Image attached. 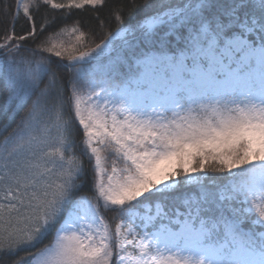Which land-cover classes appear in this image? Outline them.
I'll return each instance as SVG.
<instances>
[{"label":"snow or ice","instance_id":"1","mask_svg":"<svg viewBox=\"0 0 264 264\" xmlns=\"http://www.w3.org/2000/svg\"><path fill=\"white\" fill-rule=\"evenodd\" d=\"M104 4L0 0V264H264V0L38 38L42 7Z\"/></svg>","mask_w":264,"mask_h":264},{"label":"trees","instance_id":"2","mask_svg":"<svg viewBox=\"0 0 264 264\" xmlns=\"http://www.w3.org/2000/svg\"><path fill=\"white\" fill-rule=\"evenodd\" d=\"M6 3L13 4L14 0H5ZM67 2V0H65ZM139 4L150 3L152 0H137ZM131 0H105V4L103 7H97L96 9H92L91 7H86L83 10H72L71 15H66L67 10H57L49 7H42L40 12L35 15V22L37 26V30L39 32L40 24L43 22L45 18L48 20H52L54 17L56 18V23L52 25L47 31L39 36V39H43L48 36L50 33H54L60 27H62L65 23L71 25L75 20L79 19L81 21V25L85 31L91 32L93 34V39L95 43H100V41L105 37L106 33L114 32L117 23L115 21L114 14L118 10H122L125 18L127 19L128 6L130 5ZM139 12V9L137 10ZM142 18L141 15H137V19ZM103 22V24H101ZM10 25L7 22L0 23V35H3L4 31L7 30ZM22 27L24 31L30 30V26L27 25L23 18H21L15 25V32L17 34H24L22 31ZM63 39L67 40V37H63ZM27 47H34L31 39L27 42ZM25 55H28V52H24ZM115 55V54H114ZM107 58H105L102 63L106 64ZM121 74L127 72V68L120 69ZM4 98L0 96V105H3ZM77 155H79V149L76 150ZM113 214H106V219H111ZM113 228L115 226V222L113 221ZM25 253L23 251L19 252V256H23ZM17 257H12V259H16ZM6 264H11V261H6Z\"/></svg>","mask_w":264,"mask_h":264},{"label":"rangeland","instance_id":"3","mask_svg":"<svg viewBox=\"0 0 264 264\" xmlns=\"http://www.w3.org/2000/svg\"><path fill=\"white\" fill-rule=\"evenodd\" d=\"M58 3H66L65 0H56Z\"/></svg>","mask_w":264,"mask_h":264}]
</instances>
